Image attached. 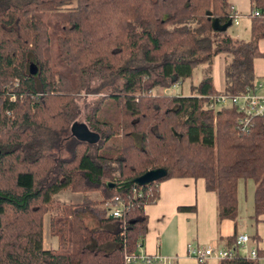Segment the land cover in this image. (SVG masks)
I'll return each mask as SVG.
<instances>
[{
    "label": "trees",
    "instance_id": "16d2710c",
    "mask_svg": "<svg viewBox=\"0 0 264 264\" xmlns=\"http://www.w3.org/2000/svg\"><path fill=\"white\" fill-rule=\"evenodd\" d=\"M247 18L243 41L211 29L212 20L235 19L226 0H0V264H124L144 237L143 208L173 178L203 180L215 196L217 224L235 222L237 182L251 181L256 223L264 215V118H251L242 132L233 107L207 108L217 95L216 55L224 57L220 94L254 85L252 62L264 55L257 49L264 0H249ZM200 65L206 67L188 96L151 94L190 79ZM14 81L9 101L1 87ZM81 93L93 97L82 98L79 122L99 136L93 145L69 133ZM153 169L165 175L132 183ZM62 191L83 197L50 218L57 250H45L42 217ZM112 198L124 208L119 218L107 214ZM83 213L98 229L84 224ZM235 237L226 239L227 249ZM261 255L218 264H258Z\"/></svg>",
    "mask_w": 264,
    "mask_h": 264
},
{
    "label": "crops",
    "instance_id": "0c3cea01",
    "mask_svg": "<svg viewBox=\"0 0 264 264\" xmlns=\"http://www.w3.org/2000/svg\"><path fill=\"white\" fill-rule=\"evenodd\" d=\"M226 2L237 22L236 25L231 24L226 29L227 34L232 38L247 41L249 38L247 18L249 0H226ZM231 27L238 28V31H230ZM257 49L259 53L264 54V39L257 42ZM223 58V55H216L212 59V86L217 94L224 89ZM215 59L222 62L218 73H215L214 69ZM200 66H202V71L206 67L205 65ZM252 70L254 85L257 86L256 94L264 95V55L253 60ZM216 76L217 84L214 81ZM72 194L80 195L81 199L83 197L80 193ZM93 194L97 195L96 199L90 197ZM252 195V182L239 180L236 186L237 215L235 222L222 220L217 224L215 196L212 192L205 191L202 179L173 178L161 182L158 185L157 201L143 208L147 223L137 254L150 258H163L172 264H199L187 255L186 246L188 244L200 249L204 247L227 248L226 239L233 233L236 236L245 234L249 238L255 236L256 239L250 240L249 246L253 245L257 252L264 253V215L258 216L256 223L252 220ZM86 196L90 200H99L97 193H89ZM180 207H193V210L178 211ZM218 262L216 259H209L204 264H218ZM258 264H264V255L258 258Z\"/></svg>",
    "mask_w": 264,
    "mask_h": 264
},
{
    "label": "built area",
    "instance_id": "2783aa9c",
    "mask_svg": "<svg viewBox=\"0 0 264 264\" xmlns=\"http://www.w3.org/2000/svg\"><path fill=\"white\" fill-rule=\"evenodd\" d=\"M258 12H254L253 15L256 16ZM232 24H237L236 20L232 21ZM17 81L12 83L11 91H6L5 95L8 96L9 101H14L15 97L12 93V89L17 87ZM257 86L253 85L252 88L246 90L243 94L235 96H227L223 94H217L209 98V103L207 108H231L233 107L235 111L239 114L237 118V125L242 132H247L251 127V118L261 117L264 118V95L256 94ZM105 208L108 215L113 218H119L121 216L122 210L124 209L122 204L117 198H112L110 202L105 204ZM250 238L245 235H237L235 237L233 248H215V247H204L196 248L190 244L186 246V253L189 257L193 258L199 264H204L209 259H216L217 261L230 260L237 256L238 254L243 255L251 260L257 259V250L254 246H249ZM140 242L137 244V250L140 248ZM243 252V254H241ZM172 264L159 257H147L145 255L125 256L124 264Z\"/></svg>",
    "mask_w": 264,
    "mask_h": 264
},
{
    "label": "rangeland",
    "instance_id": "374dc122",
    "mask_svg": "<svg viewBox=\"0 0 264 264\" xmlns=\"http://www.w3.org/2000/svg\"><path fill=\"white\" fill-rule=\"evenodd\" d=\"M231 30H237L238 28H233L231 27ZM241 36H239L240 38ZM220 64L222 67V62L220 60H214V69H215V73H218V70L220 69ZM201 71H202V66H197L193 72L192 75L190 77V79L185 80L182 83L179 84H175L173 87H170L167 90H153L152 91V95H159V94H167V95H189L190 91H189V87L190 86H194L196 85L201 77ZM216 84H217V76L215 78ZM14 83V82H12ZM12 83H8L4 86L1 87V90L6 91H11L12 88ZM13 90V89H12ZM80 98L77 99V105L80 109H82L83 106V99L84 98V103H88L90 100L93 99L92 96L90 95H84L83 93H81ZM82 111L80 112V115L77 116V118L75 119L76 122H81L82 120ZM76 195V196H75ZM90 197L92 199H96L97 195L93 194L90 195ZM81 200V196L77 195V194H72L69 191H62L59 192L58 194L54 195L52 197V204L49 207V210L47 213H45L42 217V247L45 250H57V239L56 237L50 235L49 233V220L51 217H53L54 215L57 214V210L60 208L61 205H73V204H77L79 203ZM80 218L82 219V221L84 222V224L90 228V229H98V224L97 221L88 213H83L80 214ZM250 234V233H248ZM252 246V245H250ZM243 254V252L241 253Z\"/></svg>",
    "mask_w": 264,
    "mask_h": 264
},
{
    "label": "water",
    "instance_id": "95a60500",
    "mask_svg": "<svg viewBox=\"0 0 264 264\" xmlns=\"http://www.w3.org/2000/svg\"><path fill=\"white\" fill-rule=\"evenodd\" d=\"M209 16V15H208ZM230 26V22L225 25H219L217 20H212L211 29L224 32ZM35 69L30 68V74H34ZM70 136L79 142H83L89 145H93L98 142L99 136L96 133H93L87 129V127L83 123L73 122L69 127ZM165 175V171L163 169H153L144 172L143 174L137 176L132 180V183L136 186L142 187L152 182H155L162 178Z\"/></svg>",
    "mask_w": 264,
    "mask_h": 264
}]
</instances>
